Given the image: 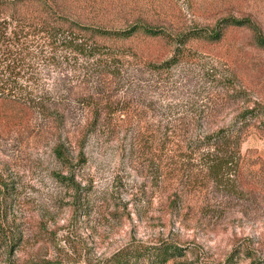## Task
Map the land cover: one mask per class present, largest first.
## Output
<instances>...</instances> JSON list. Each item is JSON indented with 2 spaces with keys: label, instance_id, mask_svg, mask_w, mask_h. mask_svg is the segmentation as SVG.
Segmentation results:
<instances>
[{
  "label": "rangeland",
  "instance_id": "1",
  "mask_svg": "<svg viewBox=\"0 0 264 264\" xmlns=\"http://www.w3.org/2000/svg\"><path fill=\"white\" fill-rule=\"evenodd\" d=\"M95 2L105 24L118 29L138 21L157 26L166 10L187 27L203 28L247 14L264 32V0ZM154 49L161 61L166 49L158 42L139 51L147 56ZM126 75L131 83L113 88L117 101L130 103L125 122L100 125L89 135L82 165L74 148V165H62L47 135L0 136V179L9 186L0 195V264H97L130 243L164 241L186 253L170 264H219L237 248L263 258L264 117L255 118L232 186L202 180L177 153L173 165L164 162L157 173V126L201 116L216 127L264 106V48L235 29L215 45H194L169 71L134 61ZM56 76L43 70L48 87Z\"/></svg>",
  "mask_w": 264,
  "mask_h": 264
},
{
  "label": "trees",
  "instance_id": "2",
  "mask_svg": "<svg viewBox=\"0 0 264 264\" xmlns=\"http://www.w3.org/2000/svg\"><path fill=\"white\" fill-rule=\"evenodd\" d=\"M123 10L118 8L121 14ZM97 12L95 0H0V136L29 130L47 135L55 158L69 168L74 165L73 148L78 151L77 165L86 162V141L100 125L125 122L121 116L128 113L130 103L117 101L119 93L113 88L131 83L124 74L134 61L156 72L169 71L190 56L194 45H215L235 29L248 32L251 44L264 48V32L247 14H229L203 28L187 27L163 10L157 26L138 21L118 29L105 24ZM157 42L166 49L161 61L155 49L147 56L139 51L142 45ZM45 69L57 73L49 87L44 83ZM256 117H264V106L246 108L216 127L201 116L160 122L157 173L164 162L173 165L177 153L202 180L232 186L241 176L242 147ZM6 192L9 186L0 179V195ZM177 201L171 203L176 206ZM185 256L183 247L167 241L130 243L97 264H170ZM245 260L264 264V257H254L244 248L235 249L219 264Z\"/></svg>",
  "mask_w": 264,
  "mask_h": 264
}]
</instances>
